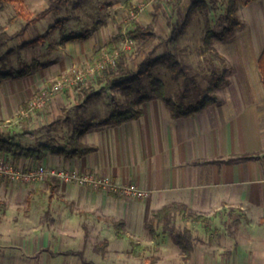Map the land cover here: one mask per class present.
<instances>
[{"label": "crops", "instance_id": "crops-1", "mask_svg": "<svg viewBox=\"0 0 264 264\" xmlns=\"http://www.w3.org/2000/svg\"><path fill=\"white\" fill-rule=\"evenodd\" d=\"M258 1L237 0L240 25L232 34L212 39L211 44L222 56L228 76L215 90L219 102L208 104L200 112L173 118L161 100L151 99L140 105L142 115L135 119L120 124H96L97 116L102 118L100 108L109 105L100 103L94 96L82 98L86 91L83 87L55 94L45 111H37L40 116L52 119L63 109L80 105L85 110L75 112L73 127L80 122L95 123L79 139L94 146V150L66 157L48 154L42 162L58 168L107 174L120 183H135L146 191L143 198H125L118 193L59 181L56 192L65 194L86 210L87 217L83 220L87 224L81 223L79 229L72 230L73 234H78V238L88 231L94 238L107 239L102 256L113 251V261H121L119 255L125 252L117 251V246L125 238L134 240L136 249L141 246L139 251L131 249L135 255H143L137 260L139 264H149L153 254L154 264H161L167 259L163 255L171 250L172 255L181 256L175 243L164 237L166 233L160 232L162 229L159 231L161 226L156 228L158 238L150 237L148 242L145 223L153 210L169 203H182L208 217L211 226L209 232H204L200 223L184 221L192 230L194 250L183 264H264V80L258 66L264 49V23L261 25L258 9L253 8L256 14L249 9ZM143 2L123 0L122 6L131 9ZM111 4L108 0L107 12L97 19V27L88 38L66 40L77 32H60L57 41L48 46L47 56L34 59L38 64L33 72L20 78L0 79V131L5 132L1 127L11 125L8 122L43 83L47 86L61 72L69 73L73 67L89 64L96 49L103 51L118 29L122 32V24L115 19L116 12L109 11ZM144 8L141 12L138 8L131 9L138 11L137 23L141 26L147 18ZM219 24L210 28L218 30ZM24 42L17 39V44ZM216 66L222 67L219 63ZM5 133L9 137L16 134ZM17 161L23 166L33 164L24 158ZM229 208L241 215L234 236L226 234V227L222 226L231 220L225 213ZM73 213L75 218L76 212ZM61 215L60 211L57 216ZM117 220L124 222L121 237L107 227V221ZM60 231L69 234L70 230L65 227ZM139 239H145L146 243L135 241ZM113 245L116 247L112 248ZM132 257L130 254L122 264H134L136 259ZM94 261L101 263V259Z\"/></svg>", "mask_w": 264, "mask_h": 264}, {"label": "rangeland", "instance_id": "rangeland-1", "mask_svg": "<svg viewBox=\"0 0 264 264\" xmlns=\"http://www.w3.org/2000/svg\"><path fill=\"white\" fill-rule=\"evenodd\" d=\"M191 1L165 0L161 7L157 8L156 0H144L140 6L142 9L145 6L144 12H146L147 18L142 26H150L155 33L162 37V40L158 41L155 39L147 47H141L134 42L128 50L124 51L125 63L133 71L142 59L158 56L169 49L170 45L167 40L171 35L172 29L178 30L179 39L175 52L186 66L188 80L186 82L182 80L178 83L162 70H156L155 74L157 72V76L161 77L165 82L169 96L179 101L177 94L180 92L184 93L182 100L184 104L196 102L201 94L205 92L206 85L212 81L211 71L213 66L209 62L214 60L203 48L202 37L206 29L210 26L214 27L215 23H220L218 25V29H220V25L223 24L222 15L227 2V0H206L204 13L195 15L192 21L182 28L185 10ZM109 2L113 5L109 11L113 10L116 12L115 19L122 26L126 22L129 10L138 8V11H143L142 9L139 10L140 6L132 7L131 9L123 8V0H109ZM107 3L108 0H64L57 12H51L39 21L28 24L24 28L23 36L20 38H17V36L13 37L12 40L10 39L0 46V72L6 71L11 67L19 68L24 64L31 63L34 59L39 60L47 56L48 46L57 41L60 32L69 34L70 32L90 29L94 24L97 26L99 22L97 19L103 17L104 13L107 12ZM48 4V0L5 2L0 8V33L4 31L12 34L24 27L25 20L22 18L13 22L9 20L18 11L23 10L36 14L46 8ZM253 8L258 9V16L262 23L260 24L263 25L264 0H259L249 7L252 13L256 14ZM136 19L135 22H139ZM51 26L54 28L47 32ZM127 27L129 26L127 25ZM37 37H42L43 40H38L31 45H23ZM17 39H24L25 42L17 44ZM121 42L120 36L115 42V48ZM214 63L218 65L217 62ZM72 66L70 65L69 67L71 68ZM77 67H82V65L73 67L69 73L63 72V74L61 72L55 79L72 73ZM45 84L46 82L38 89L44 88ZM77 85L86 89L82 98L87 99L94 96L93 98L98 99L100 103L106 102L109 105L108 108H100L102 118L97 116L98 121L96 124L105 119L113 108L123 107L125 98L109 82L102 78L101 71H97L93 75H87L83 82ZM77 85L72 88H77ZM52 99L53 97L50 101ZM78 106L68 110L65 108L52 119H49L46 115L40 116L37 113L38 110L45 111L47 105L25 116L20 115V111L24 110L25 107H20L14 118L8 122L11 125L2 126L1 129L11 134L16 133L10 136L11 141L17 142L24 147L35 148L40 143L64 147L68 144L67 135L71 133L74 125L75 112L85 110V108L81 109ZM91 124L93 126L95 123ZM7 156L10 157L9 155ZM14 162L16 164L19 163L18 161ZM40 162L48 165L45 162ZM33 164H36V162L33 161ZM48 181L49 179L42 182L23 183L0 178V202L3 203L0 206V264H85L84 261H91L96 264L94 259H101L100 264H122L129 258L130 254L133 256L132 259H136L134 264H139L137 260L143 255H135V252L132 253L131 249L139 251L141 246H138L137 250V244H134L135 242L132 239L125 238L123 241H119L120 245L117 246V251L125 253L119 255L121 261H113V251L102 256V254L95 253L92 250V246L98 243L100 239L94 238L88 231L85 232L83 237L77 238L78 234L74 235L72 230L79 229L82 225L81 223L87 224L86 220H83V218L87 217L86 210L83 205L70 200L65 194L57 193L56 189L50 193ZM35 188L43 189V191L32 196L28 202L29 192ZM120 196L137 198L121 193ZM60 211L62 215L57 216ZM73 212H76L75 218L72 216ZM65 213H67L66 216H64ZM82 220L83 222H81ZM173 223L176 229L189 227V224L185 225L184 220L178 214L174 215ZM222 226L225 228L226 224ZM65 227L70 230L69 234L61 233L60 230ZM107 227L112 228L114 232L116 231L113 223L107 221ZM161 229L159 227V231ZM202 230L204 231L203 227ZM146 232L147 241L149 242L151 241L150 233L147 230ZM225 233L228 234L227 231ZM70 236L71 238L68 239L67 237ZM164 237L170 238L167 234ZM135 241L142 244L146 243L145 239ZM114 247L116 246L113 245L112 248ZM176 247L178 246L176 245ZM78 252H81L82 256L77 254ZM172 254L173 251L171 250V252L168 251L166 256L163 255L164 259L167 258V261L165 260L161 264H183L185 262L181 256ZM148 257L150 259L152 257V261L149 264H154L153 259H156V256L153 254Z\"/></svg>", "mask_w": 264, "mask_h": 264}, {"label": "trees", "instance_id": "trees-1", "mask_svg": "<svg viewBox=\"0 0 264 264\" xmlns=\"http://www.w3.org/2000/svg\"><path fill=\"white\" fill-rule=\"evenodd\" d=\"M20 0H0V8L5 2H19ZM49 4L46 8L42 9L36 14H32L29 11H18L9 20L13 22L19 18L25 20V25L20 30L15 31L12 34L7 32L0 33V46L4 45L8 40L21 35L24 28L31 23L37 22L44 18L51 12H57L64 0H48ZM163 1L156 0L157 8H160ZM206 8V0H192L187 7L182 22V28L187 26L197 14L204 13ZM237 0H227L224 13L222 15L223 24L220 29L213 30L210 27L206 29L202 37L203 48L208 52V55L218 61L219 66L215 63L212 64V81L206 85L205 92L201 94L196 102L193 104H184L182 102L184 93L177 94L179 101L169 96L166 91V85L163 79L157 76L155 71H165L176 82H186L188 80L187 69L185 64L178 58L175 52L177 41L179 39V31L175 28L172 29L171 35L167 40L170 48L163 54L155 57H147L142 59L136 66L135 70H130L125 63V52L120 54L115 59L114 66H108L101 70L102 78L111 84V86L118 90L121 96L125 98V104L120 108H113L108 116L103 119L99 124H120L122 122L135 119L142 115V103L151 99H159L163 102L168 109L170 116L177 118L180 116H189L196 112L202 111L208 104H216L219 102L215 90L218 89L228 76V69L225 67L224 60L218 51L212 46V39H222L234 32V30L240 25L241 21L237 14ZM130 12V11H129ZM129 14V13H128ZM131 24V26H130ZM127 27V34L141 47H147L153 40H162V37L155 33L150 26H141L135 20L131 21ZM94 24L90 29H84L83 31L73 33L66 37L69 39H86L91 34L92 30L96 29ZM54 27L51 26L47 32L51 31ZM122 32L121 28L113 36L112 40L105 45V47L111 52L115 48V42L119 39ZM38 40H43L42 37H37L23 45H31ZM102 48H98L94 51L93 56L89 64H93L101 56ZM37 61L32 60L31 63L24 64L19 68H10L6 71L0 72V79L4 78H20L26 76L36 69ZM258 66L264 80V49L259 56ZM77 87H81L77 85ZM85 92V90H84ZM26 104L23 105L25 107ZM1 124V123H0ZM92 126L91 123H78L69 134L67 140L68 144L64 147L57 145H47L44 143L38 144L35 148L24 147L17 142L11 141L10 137L5 132L0 131V154L9 155L12 160L17 161L20 158L29 159L34 162H40L46 155L53 154L59 156H74L82 155L95 149L94 146L84 144L80 142V136ZM244 158V157H242ZM239 159V158H238ZM237 158H231L230 160H238ZM59 180L50 178L48 181L50 193L54 191L58 185ZM43 189L35 188L30 190L27 201L31 200V197L39 194ZM3 203L0 202V206ZM227 216L231 218L230 222L226 225V231L230 236H234L235 230L240 224V217L235 209L229 208L226 212ZM180 215L184 221H194L200 223L205 232L211 230L210 219L203 214H198L187 208L182 203H169L162 207L152 211L150 218L145 223L146 230L150 233L152 240H156L159 233L156 232V228L161 226L162 233H166L170 239L178 246L180 255L183 261H187L194 250V236L190 228L184 227L182 229H176L173 219L174 215ZM218 214L222 215L221 211ZM264 219V218H263ZM116 228V236L121 237L124 233L122 220L113 221ZM108 245L107 239H102L98 243L94 244L92 250L95 253L104 254ZM82 256L81 252H78ZM85 264H94L91 261L85 262Z\"/></svg>", "mask_w": 264, "mask_h": 264}, {"label": "built area", "instance_id": "built-area-1", "mask_svg": "<svg viewBox=\"0 0 264 264\" xmlns=\"http://www.w3.org/2000/svg\"><path fill=\"white\" fill-rule=\"evenodd\" d=\"M137 15L138 11L131 10L129 12L122 28V42L117 48H114L111 52L105 49L102 51L100 58L93 64L77 67L72 73L54 79L49 85L40 89L27 101L24 110L20 111V115L25 116L36 109L44 108L55 94L83 82L87 75H93L95 72L101 71L108 66H114L115 59L120 52L128 50L134 43L127 34V25L135 20ZM0 178L23 183L42 182L50 178H55L62 182L76 183L80 186H87L109 193H121L137 198L146 196V191L135 183L123 184L107 174H96L89 171L81 172L69 167L58 168L41 163L23 166L16 164L12 158L6 155H0Z\"/></svg>", "mask_w": 264, "mask_h": 264}]
</instances>
